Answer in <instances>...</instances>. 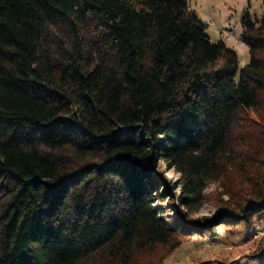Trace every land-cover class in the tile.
Here are the masks:
<instances>
[{
	"label": "trees",
	"instance_id": "obj_1",
	"mask_svg": "<svg viewBox=\"0 0 264 264\" xmlns=\"http://www.w3.org/2000/svg\"><path fill=\"white\" fill-rule=\"evenodd\" d=\"M207 28L188 0H0V264H158L264 222V15L242 70Z\"/></svg>",
	"mask_w": 264,
	"mask_h": 264
},
{
	"label": "rangeland",
	"instance_id": "obj_2",
	"mask_svg": "<svg viewBox=\"0 0 264 264\" xmlns=\"http://www.w3.org/2000/svg\"><path fill=\"white\" fill-rule=\"evenodd\" d=\"M189 5L208 25L207 34L212 42H225L234 49L240 61V70L251 62L249 47L244 43L243 17L249 12L253 19L264 15V0H188ZM240 75V74H239ZM164 172L170 181H176L178 174L166 167L159 170ZM207 199L201 211L195 218L212 217L222 207L227 196L222 193L217 184H213L206 192ZM264 250V222L258 221L254 231L235 233L222 230L220 237L211 240L192 237L184 241L172 254L158 264H200L208 262L250 261L251 255ZM159 256H162L158 253ZM249 264H258L252 262Z\"/></svg>",
	"mask_w": 264,
	"mask_h": 264
}]
</instances>
